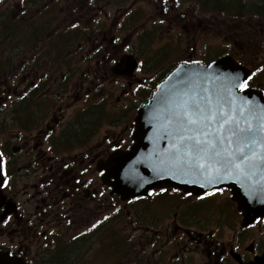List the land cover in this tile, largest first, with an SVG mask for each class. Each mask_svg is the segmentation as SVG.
Returning <instances> with one entry per match:
<instances>
[{"label":"rangeland","instance_id":"obj_1","mask_svg":"<svg viewBox=\"0 0 264 264\" xmlns=\"http://www.w3.org/2000/svg\"><path fill=\"white\" fill-rule=\"evenodd\" d=\"M82 1L0 0L4 17L7 11L16 10V15L9 20L16 21L19 24V22L32 18L34 14L37 17L45 19L50 15L48 30L52 31L53 34L55 33L54 35L57 39L62 33L67 35V40L64 39V43H61V46L65 50L60 57L67 60L65 65H58L61 61L56 63L49 61V59H55L57 57L55 53H58L56 46L53 48V40H50L51 54L42 55L43 59L41 63L47 64L48 70H45V68L42 71L40 70V75L46 72V75L47 73L49 74L48 78H51L49 84L45 85L48 86V91L46 92L43 89L41 95L48 96L50 99L47 118L43 125L33 127V124L27 128H22L23 126L19 122L12 120L13 117H9L5 120L4 125V131L5 127L8 128L7 132L4 133L3 131L0 133V141L6 138L5 142L12 143L7 144L3 142V148L6 150V146L10 147L9 149L12 150L11 154H13V159L16 162L14 166L10 167L13 179L9 186H6L3 190L13 202L20 204L17 207L20 215H22L20 216L21 222H24L25 215L32 219L42 215L41 212H38L40 207L44 205L41 198L43 197L44 201H50L52 200V196L56 194L51 196L41 193L35 197L33 196V185L36 183L34 177L37 173L46 170L42 169L37 163H31V157L35 156V153H32L33 150L30 147L37 141L34 137L38 132L48 130L47 124L54 125L52 116L54 114L60 115L58 113L59 108L63 110L62 118L64 120L56 126V129L53 128L54 132L51 136L45 138L43 145L48 150L49 155H54L52 153L53 149L57 151L54 147L55 143L51 142L52 139L58 141L61 131L65 128L70 133L74 128L78 129L80 127L81 122H83L81 118L86 106L89 109L91 108L90 106L100 102L105 116L103 115L94 128L91 125L89 137H85L80 141L74 140L70 144H67L66 151L72 149L78 151L79 147L87 144L84 146L85 151L96 153L97 150L91 143L101 138L104 139L106 136L110 139L118 137L116 135L125 126L124 122H119L121 118L120 108L121 106L125 108L130 105L132 102V90L137 84L138 86L140 85L139 82H142L137 80V84L136 81L129 84L126 77L122 75L123 73L118 72L120 68L114 69V59L121 58L120 56L126 51H124V48H121L117 55H115L112 49L107 54L108 56H114L111 63L102 62L100 66L96 64L94 59L87 62L84 56H88L86 53L90 49H93L94 42H103L102 39L95 36L91 37V33L93 32L105 29L107 37L115 35L124 38L130 35V31L125 27L124 23H117V20L129 9L136 7L143 9L141 13L135 14V17H137L135 22L137 34H140L138 36L136 34V41H146L148 43L150 57L167 51V48H164L167 43L165 40L167 39L166 34L170 39L177 41L182 39L183 34H188L190 39L186 40L182 46L187 53L194 52L193 47L196 46L194 58L210 61L211 59H215L216 56L222 57L226 51V54H231L252 71L254 78H252L250 83L256 88L264 89V19L256 16H248L244 19H230L215 12L201 13L199 7L190 0H118L114 2L109 0L101 10H93L90 5L91 1L81 10L80 3ZM181 14L184 18L190 16L198 21L193 29L184 27V21L180 17ZM148 17L152 21L147 23L144 31L141 32L144 27L142 23ZM161 19L164 20L165 32L160 26ZM172 24L173 26L171 27ZM188 29L192 30L188 32ZM48 39H40L28 44L16 43L10 48L11 61L0 75L1 107L13 103L16 97L19 96V93L28 92L31 86H33L30 80L34 78L35 69L31 66L27 70L26 64H33L36 59H39L41 55L37 52V48L40 45L45 46L47 49L49 48ZM102 44L104 45L102 50L105 53V43ZM137 49L141 50L143 47L138 44ZM81 51L82 57L85 59L84 62L81 58ZM91 63H93L91 67L92 71H97L98 74L94 73V78L86 77L84 71L81 77V73H79L81 66H83V70H87ZM165 64L166 59L163 58L154 68L151 65L150 73L138 72L137 78H150L151 74L161 77ZM105 65H107V72H105ZM112 65L113 68L111 67ZM60 74L68 76L67 80L69 82L61 77ZM102 97L105 99H102ZM76 98L78 99L77 101ZM133 115L134 111H130L127 118L128 122L133 119ZM25 139H29L30 141V144L27 146L24 144ZM3 148L2 152L5 154ZM61 157H64L63 151H61ZM72 157L79 158L76 157V154H72ZM79 164L78 159L73 166L75 170H79ZM46 172L51 175L49 171ZM104 181L107 183L105 178ZM36 189L38 190V185ZM143 201L140 200L135 203L141 204ZM145 202H155L153 205L154 209L147 211L143 205H136L133 208L132 202L124 203L122 201H117L105 208L101 206L95 209L88 208L84 212L79 208H75L77 215H80L82 212L83 214L73 221L60 211L61 208L57 207L59 204H48L47 211L49 215L44 217V221L47 224L41 225L40 228L45 230L48 237L49 234L56 233L57 240L76 241L80 238H74L77 233L90 226L93 221L104 218L111 211L115 213L120 208L122 211L112 225L114 231L110 233L105 232L103 243L97 242L93 244V250L102 249L101 252L97 253V257L94 258V263L97 261L96 264H102L99 262L102 258L104 263L113 264L110 252H112L114 245L111 238H117L120 248H124L119 263L128 264L130 257H135L138 251L150 248L148 245L141 246L139 242V234L149 232L148 228L142 227L137 229L133 226H147L151 222L159 223L160 227H158L156 234L160 237L159 244H163L171 242L177 221L179 223L184 222V226H193L195 218L199 216L205 220L203 224L205 229H220L221 239L225 240L223 243H229L233 239L234 230L231 224L224 227L221 224V219L228 217L229 222L238 217L242 219L237 206L233 203L230 192L226 189H220L206 202V205H210L213 209L202 212L197 211V207L201 206L196 205L197 198L195 196L185 197L183 193L171 194L166 192L164 194H156L154 199H145ZM82 204L84 203L82 202ZM217 204H223L229 209L223 213L221 209H215ZM133 209L134 212L140 213L142 218L135 217ZM12 227L11 225L9 228ZM47 235L44 238L49 240ZM13 237L15 238L13 239ZM44 238L40 242H43ZM244 241L246 245H250L251 236L246 237ZM37 242L38 240L33 242L32 251L35 250ZM24 244L27 245L29 242L26 241ZM0 246H13L17 249L20 246V238L11 234H2ZM87 247H91L90 244ZM169 248L174 250L173 246ZM22 251H25V249L22 248ZM192 253L197 256L196 252L193 251ZM28 256L27 264L34 260L31 253Z\"/></svg>","mask_w":264,"mask_h":264},{"label":"flooded vegetation","instance_id":"obj_2","mask_svg":"<svg viewBox=\"0 0 264 264\" xmlns=\"http://www.w3.org/2000/svg\"><path fill=\"white\" fill-rule=\"evenodd\" d=\"M89 1L92 2L90 5L93 10H101L109 0H83L82 3H80V9L83 10ZM114 1L118 0H111V2ZM139 9L142 8L136 7L129 9L117 20V23H124L125 27L130 31L128 37L122 38L115 35L107 37L105 29L93 32L91 33V37L95 36L96 38L102 39L103 42H94L93 49H90L86 53L88 56H84L87 62L93 61L94 59L98 66H100L102 62L111 63L114 56H108L107 54L112 49L114 50L115 55H117L121 48H124V51H126L124 54L130 53L135 56V58L129 60L128 64L122 66L118 70V72L123 73L122 75L126 77L129 84H132L134 81H136L137 84V80L142 81L139 82V86L137 84L132 90V102L130 105L125 108L121 106L120 108L121 118L119 122H124L125 126L116 135L118 137L110 139L106 136L104 139L101 138L100 140L91 143L95 146V149L97 150L96 153L85 151L84 146L87 144L79 147L78 151L73 149L66 151L65 148L67 144H70L74 140L80 141L85 137H89L91 125L94 128L102 119L103 115L105 116V112L103 111L100 102L96 105L90 106L91 108L89 109H87L88 106H86L81 118V121L83 122H81L80 127L78 129L74 128L70 133L69 130L65 128L61 131L60 139L58 141L52 139L51 142L53 144L55 143L54 147L57 151L53 149L52 153L54 155H49L48 150L43 147L45 138L51 136L54 129H56V126L64 120L62 118V108L58 109L60 115L57 116L54 114L52 116L54 125L47 124V127L49 128L48 130L38 132L34 137L37 141L32 147H30V149L32 148L33 150L32 153H35V156L31 157V163H37L42 169L51 173V175H49L46 171H42L35 175L34 178L36 183L33 185V196L35 197L41 193L51 196L55 193L56 194L52 196V200L50 201H44L42 197L41 200L44 202V205L38 210L42 215L33 219L25 215L24 222L20 221V216L22 215H20L17 207L20 204L18 202H13L5 193V195L3 193L0 195V237L2 234H11L20 238V246L17 247V249L13 246H0V264H27V259L29 258L28 254L30 253L34 260L30 261L29 264L97 263V261L94 263V258L97 257V253L101 252L102 249L93 250V244L97 242L103 243L105 232L110 233L111 231H114L112 225L116 221V218L119 217L118 215H120L122 209L119 208L115 213L111 211L110 213H107L104 218L93 221L90 226L74 236V238L80 237L76 241H60L57 240L56 233L49 234L48 237L45 230L40 228L41 225L47 224L44 221V217L49 215L47 211L48 204H59L57 207L61 208L60 211L73 221L79 218L84 210L88 208L95 209L98 206L105 208L117 201H122L124 203L132 202L133 208L136 205H143L147 211H150L154 209L153 205L155 202H145V199L152 200L156 194H164L166 192L171 194L183 193L185 197L195 196L197 198L196 205H201L197 207V211L199 212L213 209L210 205H206V202L209 198L214 196L216 192L220 191V189H226L229 191L232 198V193L228 188H220L212 193L202 195H196L174 188H156L150 191L146 196L122 200L121 196L114 192L113 188L104 181L106 170L102 169L100 166L108 161L113 153L124 152L131 147L134 142L133 133L138 111L153 93L156 86L173 69H175L179 63L185 61H202L199 58H194L197 48L196 46L193 47L194 52L188 53L182 48L184 42L190 39L188 34H183L180 41L172 40L170 37H167L166 34L167 39L165 40L167 43L164 48H167V51L160 55L167 54L172 47L173 51L164 57L166 59V64L163 69V75L159 77V75L153 76L151 74L150 78H137L138 72L150 73L151 65L152 68H154L163 59L159 58V55L150 57L148 43L146 41H136L137 29L135 22L137 18L135 17V14ZM182 14L180 17L181 20L184 21V27L193 29L198 21L190 16L184 18ZM151 21L152 19L149 17L144 20L142 23L144 24V27L141 32L144 31L145 25ZM170 21H172V19H170ZM163 22L164 20L161 19L160 26L165 32ZM192 29H188V32ZM138 35L140 34H137V36ZM133 41L135 42L131 45ZM102 43H105V53H103L102 50L104 47ZM138 44L142 46L143 49L138 50ZM39 53L41 55V52ZM81 58L84 62L85 59L82 57V51ZM120 59L121 58L114 59V64ZM49 61L54 63L61 61L58 65H65L67 62L65 58L49 59ZM92 65L93 63L90 64L87 70H83V66H81L79 72L81 73V77L83 76L84 71L86 77L94 78L95 76H93V74H98L97 71H92ZM111 67L113 68V65ZM32 68L35 69V74L33 72L34 78L30 80V83L33 84V86H31L28 91H32L33 94L32 106L27 108H25V106L19 107L23 122L28 120L25 125L20 123V125L23 126L22 128H24V126L27 128L33 124V127L38 125L42 126L47 118L48 106L50 105V99L48 96H41L43 89H45L46 92L48 91V86L45 85L49 84L51 81V78H48V73L47 75L46 72L43 75H40V70L42 71L44 68L45 70H48L47 64L41 63L40 56L39 59L35 60ZM104 68H106L105 72H107V65H105ZM114 69H117L116 66ZM60 76L66 80L68 78V76L64 74H60ZM104 81L106 80L104 79ZM81 86H83V84H81ZM28 92L19 93V96H17L16 99L19 101V99L24 97ZM102 99L105 98L102 97ZM77 100L78 99L76 98V101ZM130 111H134V115L133 119L128 122L127 118ZM4 125L5 121H0V133L4 131ZM50 129L52 130L50 131ZM7 130L8 128L5 127L4 133H6ZM5 140L6 138H3L2 141L5 142ZM2 141H0V143ZM24 144L26 146L29 145V139H25ZM9 148L10 147L7 146L6 150L3 148L5 151L3 157L4 184H10L12 181L13 175L10 172V167L14 166L16 163L13 159V154H11L12 150ZM61 151H63L64 157H61ZM72 154H76V157H79V170H75L73 167L78 159L75 157L71 158ZM37 185L38 190L36 189ZM7 198L11 201H8ZM140 200L144 201L141 204L135 203ZM232 200L237 206L239 214L242 215V219L238 217L232 222H229L228 217L221 219V224L224 227L228 224H231L233 227L234 236L229 243H223L225 240L221 239L220 229H205L203 227L205 220L198 216L195 218L193 226H184V222L179 223L177 221L171 242L159 244L160 237L156 234L158 227H160L159 223L151 222L150 225L147 226H133L137 229L142 227L148 228L149 232L139 234V242L141 246L148 245L150 248L138 251V254L135 257H130L128 264H264V217H259L250 223H244L245 219L242 211L238 208L236 201L233 198ZM82 202L84 204H82ZM75 208H79L80 210H83V212L80 215H77L75 213ZM215 209H221L222 212L225 213L229 208L223 204H217ZM133 214L137 218H142L140 213L134 212V209ZM11 225L13 227L9 228ZM88 234H90V236H88ZM45 235H47L49 240L44 238ZM248 236H251L250 245H246L244 241ZM14 238L15 237H13V239ZM42 238L45 240L40 242ZM35 240H38V242L35 244V250L32 251V244ZM26 241H28L29 244L25 245L24 243ZM111 241L114 245L112 252H110L112 263L120 264L119 261L124 248H120L117 238H111ZM88 244H90L91 247H87ZM170 246H173L174 250H171L169 248ZM22 248H24L25 251H22ZM193 251L197 253V256L192 253ZM100 257H102V255H100ZM99 262L106 264L103 262L102 258Z\"/></svg>","mask_w":264,"mask_h":264},{"label":"water","instance_id":"obj_3","mask_svg":"<svg viewBox=\"0 0 264 264\" xmlns=\"http://www.w3.org/2000/svg\"><path fill=\"white\" fill-rule=\"evenodd\" d=\"M251 74L229 54L180 63L140 108L131 149L100 166L113 191L129 200L156 188L198 195L228 188L244 223L263 217L264 91L245 87ZM1 168L0 157V186Z\"/></svg>","mask_w":264,"mask_h":264},{"label":"trees","instance_id":"obj_4","mask_svg":"<svg viewBox=\"0 0 264 264\" xmlns=\"http://www.w3.org/2000/svg\"><path fill=\"white\" fill-rule=\"evenodd\" d=\"M199 7L200 12H215L219 15H224L225 18L230 19H244L248 16H256L264 19V0H190ZM49 12V11H48ZM142 9H139L137 13H141ZM2 6L0 4V75L5 71L6 67L11 61L10 48L14 44H28L34 43L37 40H47L49 48L40 45L37 49L41 51L42 55H50V40H53V48L56 46L58 53H55L56 58H60L64 53L65 48L61 46L64 43V39L67 40V35L62 33L57 39L55 33L49 31V16L47 18H41L33 15L32 18L19 22L9 20L11 17L16 15L15 10L7 11L4 17ZM25 17V16H23ZM137 18V17H136ZM9 20V21H8ZM8 21V22H7ZM173 51V47L168 51L167 54ZM226 52V51H225ZM167 54L159 55V58H164ZM33 66V64H26L27 70ZM33 94L32 91L28 92L24 97L20 98L19 101H15L11 104L5 105L0 108V121H5L9 117H13L12 120H16L19 123L25 125L27 121L23 122L20 114L19 107L25 106V108L32 106ZM21 116V117H20ZM25 127V126H24Z\"/></svg>","mask_w":264,"mask_h":264},{"label":"snow or ice","instance_id":"obj_5","mask_svg":"<svg viewBox=\"0 0 264 264\" xmlns=\"http://www.w3.org/2000/svg\"><path fill=\"white\" fill-rule=\"evenodd\" d=\"M207 119L211 120V119H214V117H208ZM188 122H189V124H195V123H197L196 120H192V119H190ZM230 122L231 121H229V123ZM241 131H244V130H241ZM248 132H251V129L250 128L248 129ZM233 134H235V133H233ZM251 142L252 143H255V140L253 139ZM197 143H199V141H197ZM240 151H241V153H243V149H240ZM216 155L219 156V153H217ZM247 159H248V157L245 156L244 157V160L247 161ZM262 159H264V157H262ZM226 163H231V161H226ZM236 167L239 168V165L237 164Z\"/></svg>","mask_w":264,"mask_h":264},{"label":"bare ground","instance_id":"obj_6","mask_svg":"<svg viewBox=\"0 0 264 264\" xmlns=\"http://www.w3.org/2000/svg\"><path fill=\"white\" fill-rule=\"evenodd\" d=\"M34 2V1H33ZM34 4V3H33ZM24 6V5H23ZM31 6V5H30ZM32 8V7H31ZM16 11V10H15ZM24 11V10H23ZM31 11V10H30ZM33 11V10H32Z\"/></svg>","mask_w":264,"mask_h":264}]
</instances>
